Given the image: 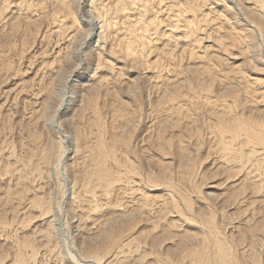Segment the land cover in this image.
Instances as JSON below:
<instances>
[{
    "label": "rangeland",
    "instance_id": "obj_1",
    "mask_svg": "<svg viewBox=\"0 0 264 264\" xmlns=\"http://www.w3.org/2000/svg\"><path fill=\"white\" fill-rule=\"evenodd\" d=\"M53 1L44 12L35 4L26 13L24 5L6 21L11 12L0 0V264H14L20 249L26 257L34 252V264H82L94 250L105 261L116 249L112 260L117 263L111 264H126L128 258L127 264H155L158 257L180 264L183 243L201 236L195 220L207 216L214 217L232 246H246L252 237L251 256L264 264V144L248 138L258 131L233 130L240 122L264 127V13L248 8L245 0H207L202 9L208 18L195 48L201 58L188 53V39L180 30L173 38L180 83L165 88L174 76L163 81L156 78L155 66L148 70L136 63L126 65L125 75L122 70L114 80H98L87 88L71 79L89 70L90 59L97 57L91 47L95 39L87 47L92 26L84 6L89 0H73L84 22L68 39L56 30ZM161 15L168 19L166 12ZM27 17L32 20L25 22ZM163 24L160 32L168 22ZM164 62L161 72L173 74V64ZM208 65L217 68L210 76L203 70ZM69 90L79 99L65 113ZM176 93L188 96H180L182 113L170 115L165 107ZM89 98L101 104L99 122L94 123ZM112 98L128 106L129 119L113 121ZM69 130L76 138L79 133L87 137L82 150L98 149L103 140L110 154L128 159L131 173L114 180L107 191L95 182L94 187L83 185L84 170H93L89 151L71 149L75 143L64 135ZM103 246L111 253L105 254ZM133 246L144 250L135 256ZM235 246L238 253L240 246Z\"/></svg>",
    "mask_w": 264,
    "mask_h": 264
},
{
    "label": "bare ground",
    "instance_id": "obj_2",
    "mask_svg": "<svg viewBox=\"0 0 264 264\" xmlns=\"http://www.w3.org/2000/svg\"><path fill=\"white\" fill-rule=\"evenodd\" d=\"M166 1L167 0H157V2H156V0L155 1L154 0H89V2H88L89 4H86L84 6L85 7L84 12L86 11L87 16L89 17L87 22L89 25L92 26V33H91L90 39L87 42V47H88V44L90 43V41H93L95 39V43H93L91 45V47H93L92 53L97 55V57H96L95 62H94V59H92V60L90 59L89 64H91V65L88 66V67H90L89 70L84 69V70L76 72L72 75L73 76V78L71 79L72 83L74 81H78V82H81L84 86H86L88 88V86L93 85L92 83L97 82L98 80L101 82L103 80L113 79L115 76L114 75L115 73H117L116 75L118 77L122 73V70H123V75H125L124 70L128 66V64L132 65L129 67V68H131L136 63H140L141 66L144 65L148 70H151V68H153V66H155V70L159 69V70H157V72L159 71L158 73L155 71L157 73L156 78L163 77V81L165 79H167L165 77H169V76L171 77V75L174 76V78H171V80H167V83L165 82L166 84L163 82L165 84L163 87H165V86L168 87L170 84H174V83H177V84L180 83L179 77L181 79V75H180L181 72H179L176 69V67H178L179 64L177 66V62L173 59V57H174L173 54H174V52L176 53V51H174V49L176 47L173 48V46L176 45V44L173 45V41H175L173 38L175 37L176 34L179 33L176 30H180L182 32L181 35L183 36V38L187 37L184 39H188L187 42H188V45L190 48V50H189L190 52H188V51L187 52L190 53V55H192V56L201 58V56H198L199 53H198V55H196L197 52H195V48L197 45H199L198 42H200V38L198 37L199 31L203 29L202 28L203 23L208 18V13L205 11L203 12V9H202V7L205 6V2L207 4V0H172L173 3H168L167 5H166V3H167ZM245 2L247 4L248 8H251L252 10L254 9V11H257L260 14L264 13V0H245ZM3 3H4V6L6 7V9H8L7 10V11H9L8 13L11 12L8 17L6 16V21L7 20L12 21L11 18L14 17L12 14L16 10L22 9V7L24 5H26L28 7L27 8L28 11L26 13L30 12L29 9H31L33 6H35V4L38 7H40V9L43 10V12H44V8L47 6L48 0H4ZM72 3H73V0H55L52 3V4H54L52 16L55 20L54 22L56 24V30L58 33H59V31L63 32V35L66 36L67 39L74 37V35H75L74 33L77 32V30L80 28V26H82L81 22H84L83 20L81 21L80 17H78V15L76 14V12L74 10L75 8L73 7ZM163 12L164 13L166 12V14L168 15L167 20L162 18L163 16L161 14H163ZM27 16H31V15H27ZM87 16L85 15V17H87ZM81 18H82V16H81ZM1 19H2V17H1ZM31 20L32 19L29 17H27V19L26 18L24 19L25 22L26 21L28 22ZM163 21L168 22V24H166L167 25L166 27L164 26L163 32H160L159 29H160L161 25H164ZM251 24H252V22H251ZM221 25H223V24H221ZM249 27H251V26H249ZM159 33H160V35H159ZM184 33H185V36L183 35ZM163 35L165 36L164 42H161V45L159 46L158 45L159 39H161V38L163 39ZM225 36L229 37L230 35H225ZM234 36H236V35H234ZM237 38H239V37H236V39ZM215 44L217 46H220V44L218 45V43H215ZM178 45H179V43H178ZM89 46H90V44H89ZM61 50H62V48H59L58 50L55 51L57 56L61 55L60 54ZM206 53H207V50H206ZM208 54H210V53H208ZM59 56L57 59L55 58L54 61H57L59 59ZM206 56L207 55H204L202 58H205L204 60H206ZM164 60L168 61L170 64L174 65V66L171 65L172 69H173V67H175V69H173V72H172L174 75L169 74V72H171L172 70L166 72L167 75H165V76H164V73L161 72V71H163L161 69L163 66L162 64L165 63ZM92 62H93V64H92ZM201 62H203V61H201ZM206 63H207V61H206ZM204 64H205V61H204ZM210 64H211V61H210ZM166 65H167V63H166ZM212 66H214V65L212 64ZM212 66L208 65L205 67V69H203L204 72H205V70L208 72L209 76L212 73H215L217 70V68L212 67ZM170 69H171V67H170ZM213 69H214V72L212 71ZM175 72H176V74H175ZM204 72H202V73H204ZM207 72H205L206 75H207ZM149 73H151V72H149ZM122 77L123 76H121L120 78H122ZM224 78H226V80H227V77H224ZM241 78H243V77L240 76V79ZM199 79H200V77H199ZM117 80H119V79H117ZM126 80H124V81H126ZM109 81H111V80H109ZM103 82H102V84L101 83L100 84L104 86ZM113 83H115V82H113ZM152 83H151V86L153 85ZM163 83H160V84H163ZM156 86H158V84L157 85L155 84V86H153V87H156ZM159 86H161V85H159ZM104 87H106V86H104ZM163 87H160V88L163 89ZM153 89H155V88H153ZM157 90H160V89L158 88V89H156V91ZM55 92L57 94H60V95L65 94V91L62 88H56ZM181 94L180 93L173 94L171 96L172 97L171 101L172 100L173 101L171 102V104L169 103L170 105L168 104V106L165 107L166 111L171 112L170 115L172 113H177V114L182 113L181 112V109H182L181 105L182 104L180 103V98L182 96H184V98H186L185 96H188V95H186V93L184 95H183V93H181ZM187 94H189V92ZM66 97H65L66 103L64 105V112L65 113L68 110H74L75 109L77 102H78V99H79V94L75 96L69 90L68 93L66 94ZM83 97L81 99L85 100V98H83ZM184 98H182V99H184ZM114 99L110 101L111 105H112L110 108H111V112H112V116H113L112 117L113 121L114 120L123 121V120L129 119L128 116L131 115V113H130V110L128 112V106L123 105V103L122 104L117 103L116 101H114ZM87 101L91 103L93 101V98H89V99H87ZM97 102L98 101H95V99H94V102H92V104H91L93 106V103H94V106H95V107H93V112L95 113V115H94V121L95 122L94 123H96V121L99 122V117L101 116L100 112H102V111H99V107L101 104L98 106ZM79 103H80V101H79ZM86 105H89V103H87ZM90 106H88V107H90ZM168 108L170 109V111ZM165 109H163V110H165ZM228 110L231 111V108L228 107ZM242 125H243L242 122H240L239 126L238 127L236 126V128L234 126L235 129H233V130L234 131H242V130L243 131H258L257 134H254V133L248 134V138L251 141L255 140V142H259V143L264 144V127L262 125L258 126V123L257 124L256 123L246 124V126H242ZM260 130H262V131H260ZM64 135H65L66 139L71 143V145H72V143L73 144L75 143L73 145V147H71V145H70V147L73 151H78V152L83 151L84 153H87L89 151L88 156L91 159V163H90L91 165H88V167L92 166L93 170H90V172H88L87 170L90 168L87 169V166H85V169H87V170H84L85 175L82 176V181L84 182L83 185L86 184V186H87V184L89 185V183H90L91 186H93V185L95 187L99 186V188L101 185V188L105 187L104 189L106 190V188L110 189L109 187L112 185L114 180L121 179L125 176H128L131 173V171L129 170V167H131V164L128 163V159H122L123 157L122 158L119 157V158H121V159H119L116 156V154L113 153L114 156L111 160V157L113 154H110V152L106 148L105 142L103 140H101L100 138H99L100 139L99 148L98 149L95 148L94 150H92L93 151L92 152L91 149H89V148H87V150L84 149L85 151L81 149V145L87 143V137L85 136V134L79 133L78 138H76L77 136L74 135L71 130H69V131H67V133L65 132ZM126 147H127V145H126ZM96 149H97V152H96ZM120 149L123 150L122 147ZM94 151L96 153H94ZM38 165H34L33 171H35V169L37 171ZM254 173H255V171H254ZM249 174H248V176H249ZM246 178H248V177H246ZM94 182L97 183L98 185H95V184L92 185V183H94ZM87 187L90 188L89 186H87ZM170 189L172 190V188H170ZM108 192H109V190H108ZM166 192H168V191L166 190ZM172 193H173V190H172ZM175 194H177V193L175 192ZM39 202H41V201H39ZM39 202H37V203L40 204ZM258 202L260 203L259 200H258ZM49 206L47 207V204H46L45 208H49ZM213 218L211 216H207L204 219L201 218L200 223L197 220H195V222H197V223H194V224L199 229V231H200L199 233L201 234V236L198 235L197 240L194 241L193 243H190V244H188L187 242L183 243V250H182V253H180L181 255L179 258V259H181L180 264H258L257 259L254 256H251L252 255V248L254 247L251 245V243H255V242H252V240H254V239H252V237H249V238H251V240H250L251 243L248 245V243L250 242V241H248L247 243L244 244V245L247 244L246 246H242L244 242L241 243L242 247L239 245L240 243H238L237 246H240V247L238 249L237 248L236 249L239 250V252L241 254H239V252L236 253V250L233 248L235 245L232 246L231 245L232 243L229 244L228 240L225 239L226 235H224V234L221 235L222 232L219 231V229L217 228V224L215 223ZM192 221H194V219H192ZM254 233L252 232L251 234L253 235ZM251 234H249V235L251 236ZM223 235H224V237H223ZM257 238H259V237H257ZM248 239L246 237L244 240L247 241ZM120 241L121 240H119V242ZM125 243L126 244H124V246L127 245V242H125ZM122 244L123 243L121 241L120 245H122ZM120 245H118V248L122 249L123 247L122 246H121L122 248L119 247ZM137 246H140V245L138 244ZM237 246H235V247H237ZM126 247H128V245ZM135 247L132 249L135 250ZM113 248L115 249L114 246H113ZM139 248H141V247H139ZM103 249H104V251H106V248H104V246H103ZM123 249H125V248H123ZM123 249H122V252L124 251ZM98 250H99V254H100V252L102 254L104 253V252L100 251L102 249H98ZM134 250H133V254L136 253L135 256H137V252H139L140 249H138V247H137L138 251L135 250L136 252H134ZM143 250L141 249L140 251H143ZM108 251L109 250L107 248V251L105 252V254ZM127 251L125 253L129 255V253ZM91 253H90L88 259L87 258L82 259L85 263L87 262L88 264H111V261H113L114 258L118 255V250L117 249L115 250V254H117V255H115V254L112 255L113 260L110 257L111 255L109 256V254H108L107 255L108 260H105V261L101 260L102 255L96 254V253H98V251H96V253H95V250H94L93 255ZM245 254H247L249 256H247ZM25 255L26 254H24L21 249L17 250L16 254H15L14 264H34V261H35L33 259L35 256L34 252H33V254H30V257H26ZM31 255H34V256H31ZM104 256L107 258L106 255H104ZM162 256H164V253ZM245 256H247V258L250 257L251 259L248 258L249 261H247L246 258H243ZM31 257H33V258H31ZM123 257L124 256H121V258H123ZM157 257L158 256H156V258ZM165 257H163V258H165ZM239 257H242L244 259L245 263H242L241 258H239ZM118 258H120V257H118ZM127 258H128V256H127ZM168 258L166 257V259H168ZM116 259H117V257H116ZM157 259H158L157 261L159 262V263L157 262L158 264H161V263L162 264H168L170 261L168 259L167 260L168 262L166 263L165 259L163 260L159 257ZM171 259H173V258H171ZM31 260H34V261H31ZM127 260L129 261L130 258H128ZM175 260L173 262H176ZM120 261H123V260L121 259ZM128 261H126V264ZM31 262H33V263H31ZM70 262L73 263V261H70ZM74 262H76V261H74ZM84 262L83 263L81 262V263L85 264ZM113 262H116V261H113ZM137 262H139V261L137 260ZM171 262H170V264H171ZM77 263H80V262L77 261ZM157 263H155V264H157ZM113 264H115V263H113Z\"/></svg>",
    "mask_w": 264,
    "mask_h": 264
}]
</instances>
